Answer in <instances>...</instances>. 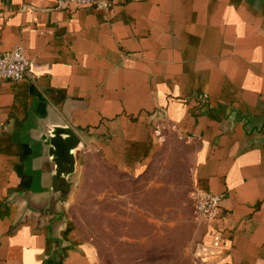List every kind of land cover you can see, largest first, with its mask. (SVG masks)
<instances>
[{"label": "crops", "instance_id": "obj_1", "mask_svg": "<svg viewBox=\"0 0 264 264\" xmlns=\"http://www.w3.org/2000/svg\"><path fill=\"white\" fill-rule=\"evenodd\" d=\"M0 0V56L33 63L0 85V264H95L67 222L25 209L49 198L47 123L126 171L150 163L163 123L193 150L195 189L221 196L205 264H264V0Z\"/></svg>", "mask_w": 264, "mask_h": 264}, {"label": "rangeland", "instance_id": "obj_2", "mask_svg": "<svg viewBox=\"0 0 264 264\" xmlns=\"http://www.w3.org/2000/svg\"><path fill=\"white\" fill-rule=\"evenodd\" d=\"M146 168L126 171L87 149L70 206L75 238L95 264H205L193 205V149L163 123Z\"/></svg>", "mask_w": 264, "mask_h": 264}, {"label": "water", "instance_id": "obj_3", "mask_svg": "<svg viewBox=\"0 0 264 264\" xmlns=\"http://www.w3.org/2000/svg\"><path fill=\"white\" fill-rule=\"evenodd\" d=\"M39 137L47 150L46 162L51 168L49 198L46 203L37 204L29 194H23L22 200L25 209L41 221L52 220L51 236L59 251L63 245L56 233L67 222L66 211L80 177L84 144L72 128L58 123L43 125Z\"/></svg>", "mask_w": 264, "mask_h": 264}, {"label": "built area", "instance_id": "obj_4", "mask_svg": "<svg viewBox=\"0 0 264 264\" xmlns=\"http://www.w3.org/2000/svg\"><path fill=\"white\" fill-rule=\"evenodd\" d=\"M75 3L79 6L98 9L106 7L105 2L99 0H59L58 9L66 4ZM33 63L26 57L21 48H16L0 56V85L5 82L18 83L30 75ZM159 139H162L160 128L156 129ZM194 210L202 221H212L218 215L221 196L209 191L195 189L192 196Z\"/></svg>", "mask_w": 264, "mask_h": 264}]
</instances>
